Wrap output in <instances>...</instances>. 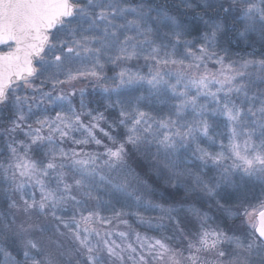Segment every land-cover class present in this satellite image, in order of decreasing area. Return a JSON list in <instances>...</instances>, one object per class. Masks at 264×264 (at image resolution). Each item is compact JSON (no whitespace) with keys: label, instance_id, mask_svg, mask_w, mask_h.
<instances>
[{"label":"snow or ice","instance_id":"obj_1","mask_svg":"<svg viewBox=\"0 0 264 264\" xmlns=\"http://www.w3.org/2000/svg\"><path fill=\"white\" fill-rule=\"evenodd\" d=\"M181 4L203 9L202 43L154 0H0V113H12L0 162V201L12 210L0 220L5 264H54L37 236L51 224L70 242H57L66 264H264V59L226 62L215 51L230 29L264 42V0ZM140 60L147 72L129 66ZM109 65L119 69L111 77ZM85 80L100 85L103 110L77 89ZM141 172L184 199L153 202L158 190ZM233 195L230 207L217 199ZM192 196L240 223L210 227ZM129 216L171 233L118 231L131 229Z\"/></svg>","mask_w":264,"mask_h":264},{"label":"rangeland","instance_id":"obj_2","mask_svg":"<svg viewBox=\"0 0 264 264\" xmlns=\"http://www.w3.org/2000/svg\"><path fill=\"white\" fill-rule=\"evenodd\" d=\"M198 2V0H196ZM154 4L156 5H163L170 14H177L179 13L178 18L184 21L186 24L189 25L191 34L187 37V39L199 41V37L203 35L207 28L205 25L200 21L199 16L193 15L191 13L184 14L182 12L183 9L181 8V0H154ZM179 6V7H178ZM198 13H203V9H200ZM208 16H215V11H210L207 14ZM207 18V16L205 17ZM239 39L238 34L235 30L230 29L226 35H218V39L215 46V51L218 52L220 55L225 57V61H239L240 59H264V50L261 51L262 46H264V42H261L259 40L258 35H253L250 37L251 42H253L250 45H258L256 50H252L250 48H247V43H243L244 46H239ZM243 40V39H242ZM202 43V41H199ZM246 44V45H245ZM263 49V48H262ZM226 50V51H225ZM252 50V51H251ZM182 54V50H181ZM191 61L186 60L185 63L188 64ZM130 67H133V70H136L139 68L141 71L147 72V67L145 66V62L143 60L140 61H134L132 64L129 65ZM219 66L215 65L213 63L208 64V69L212 72H216L217 68ZM118 68H114L113 66H107L106 67V75L111 77L118 72ZM194 75H198L199 72L204 71L203 68L199 70V72L195 69L190 70ZM109 84L111 82L109 81ZM70 87V86H69ZM77 89L83 88L86 91V97L85 99L88 101H92L90 104V107H100V110H103V104L104 101L100 96L99 88L100 85L97 82L91 81V80H85L83 82L76 84ZM98 102V103H97ZM160 107H164L161 105ZM211 107V105H210ZM12 115L10 110H5L2 113H0V162H3L4 159L7 156V143L9 141V137L6 134V129L9 127V117ZM105 115H108V113H105ZM215 123L218 126V131L225 132L226 128L225 125V119L223 117H215L213 118ZM17 136H20V133H17ZM22 138V136H20ZM223 139V137H221ZM107 142V141H105ZM224 143H227V140H224ZM94 147V146H89ZM137 171H140V169H137ZM142 178L148 182V184L152 187L158 190L159 193H163L166 198L164 200H161L159 197V193L154 197H149L153 200L155 203H165V200L170 204H176L178 201H182L184 199V192L183 190L177 191L175 187H169L163 183V181H159L155 176L152 174L151 177L147 176L144 172H141ZM158 180V182H156ZM158 185V186H157ZM3 185H0L2 187ZM251 191L256 193L257 195L260 194V187L259 185H254L251 188ZM228 193H231L232 190L228 189ZM220 199V203L224 205V207H230L235 204V196H225L223 199ZM3 201H0V203ZM189 202L193 203L195 207L199 208L201 211L207 212L212 219L208 221V224L210 227H215L216 224L221 223L222 221H226L228 224H239L240 221L238 219H227L225 216V213L216 205L214 200H209L206 197L202 196H192L189 198ZM4 203V202H3ZM116 210H119L120 205L115 206ZM0 214L1 210H0ZM112 211H102V215L104 216H112ZM143 215L146 218H152V219H158L160 216L159 212L156 211H148L143 212ZM189 215L186 212H181L180 217L183 219L185 216ZM128 219L129 224L131 225V229H126L124 225H119L117 228L118 231H129L131 233L132 230H135V232L140 233L142 236H148V237H155V238H161L163 235H167L171 233V225L164 228L163 230L156 229V228H148L147 226L140 225L136 221L135 217L129 216L125 217ZM165 223H168L165 221ZM99 227V226H98ZM112 228L117 227V222L114 221L113 225L108 226ZM51 230L47 231L43 234L37 233V236L41 237L44 245L45 250L47 253L50 254V258L54 261V264H66L67 256H60L58 254V243L64 244L65 246L69 245V240L67 237H61L58 232H56L55 224L50 225ZM64 229L61 227V231ZM113 239H117V243H120V240L113 236ZM129 241L132 242L135 246V237L130 234ZM58 242V243H57ZM7 250L12 254V256H15L16 259H22L20 255H18V250L15 247H11L8 245H5ZM63 249H59V251H62ZM258 259V258H255ZM0 264H5V257L0 255Z\"/></svg>","mask_w":264,"mask_h":264},{"label":"trees","instance_id":"obj_3","mask_svg":"<svg viewBox=\"0 0 264 264\" xmlns=\"http://www.w3.org/2000/svg\"><path fill=\"white\" fill-rule=\"evenodd\" d=\"M169 1H171V0H169ZM193 3L195 4V3H197V1L196 0H193ZM179 7V6H178ZM181 8L183 9V6H181ZM200 9H202V8H198V7H194L193 9H183L182 10V12H184V14H187L188 12L189 13H191V14H193V15H196L198 12H199V10ZM239 46H244V44L243 43H247V48H250V47H252V48H250V49H252L253 51L254 50H256V48H257V46L258 45H250V44H252L253 42H251V40H250V38L248 39V40H242V39H239ZM246 45V44H245ZM263 48V49H262ZM262 48H261V51L262 50H264V46H262ZM251 50V51H252ZM147 176H149V177H151V175H150V173L149 174H147ZM151 178H153V177H151ZM160 181V180H159ZM156 182H158V180L156 181ZM158 186V185H157ZM159 193V192H158ZM155 197V196H154ZM165 198H166V196H165ZM0 210H1V213L2 214H0V220H2L4 217H7L8 216V214H9V212L10 211H12L11 209H9L8 208V206H7V203L6 202H1L0 203Z\"/></svg>","mask_w":264,"mask_h":264}]
</instances>
